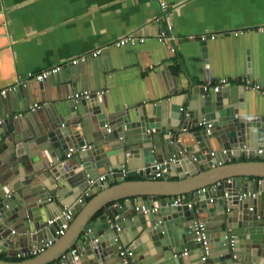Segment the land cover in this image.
<instances>
[{
	"label": "water",
	"instance_id": "1",
	"mask_svg": "<svg viewBox=\"0 0 264 264\" xmlns=\"http://www.w3.org/2000/svg\"><path fill=\"white\" fill-rule=\"evenodd\" d=\"M200 42V50L204 52L206 41ZM71 82L75 83L73 79ZM238 87L220 86L218 91H214L189 81L174 102L167 104L163 101L150 109L143 106L142 110L114 112L107 110L105 98L103 105L99 104L100 97L91 92L88 97L67 100L59 97L56 103L58 116H38L39 120L36 119L37 114L30 113L20 121L11 115L16 108L25 110L26 104L9 102L12 96L14 101H18L21 95H25V86L16 85L9 91V100L1 98L5 111L0 108V133L8 134L0 145V239L8 245L12 234H17L18 241L27 239L28 245L40 247L42 241L52 239L61 222L56 219L54 224L46 223L56 214V211L51 213L52 207L61 212L63 206H70L75 216L69 228L40 252L44 254L39 257V264L58 260L62 254L68 257V251L75 242L84 244V253L90 264H119L117 242L114 240L119 232L110 225L108 215L117 216L114 223L123 220V215L121 210L106 205L116 199L127 198L125 204L135 213L130 218L133 222L128 223L134 239L124 244L132 249L135 264H201L199 242L190 227L195 218L201 219L206 226L211 264H264V188L250 179L264 176V157L252 151L264 147V115L245 114L247 102L252 97L244 94L243 85ZM185 102L188 109L181 111V104ZM60 114L66 120L62 124L58 120ZM203 120L211 125L199 126ZM105 124L109 129L107 132L103 130ZM189 128L194 129L190 135L185 133ZM170 131H173L172 135L168 134ZM23 142L27 143L25 147ZM84 143H92L93 148L74 151V157L69 161L63 159L69 148L77 149ZM250 144L255 147H249ZM243 145L251 148L250 155L258 160L223 163L226 159L242 155L243 151L239 149ZM222 146L236 151L229 156L210 155L211 151H219ZM217 161L222 164L214 165ZM155 162H163V177H168L170 170L174 169L180 172L181 179H153L151 172ZM15 164L25 168L22 183L7 180L11 175L7 169ZM121 164H126L127 177L135 176L138 170L145 179L122 181V173L117 172L115 178L119 183L108 187L113 182V174L109 171L119 169ZM98 168L105 171L102 181L97 180L100 176ZM87 178L93 183L90 184ZM216 182H221L222 188L209 189ZM67 184L74 193L88 189L93 194L97 188L104 187L88 202L82 196L80 202L74 204L59 196ZM205 186L208 188L201 192ZM246 190L259 191L258 202L253 199L256 206L251 210L249 198L238 199V194ZM187 192L193 195L195 206L168 205L171 196ZM224 192L228 195L226 199ZM53 193L57 196L48 201ZM131 196H137L142 207L156 205L158 201L159 209L148 214L135 210V204L128 200ZM159 196L162 199L158 200ZM102 207L107 208L106 212L96 221H90ZM194 207H199L200 212H195ZM99 222L102 231H99ZM213 222L216 223L212 225ZM90 226L94 228L88 239L82 242L80 234ZM211 226L215 231H210ZM12 230L14 232L10 235ZM231 230L234 232H231L232 244L228 239V231ZM23 232L26 233L24 237ZM212 232L219 233L218 238H214ZM97 234H104L106 244L102 240L92 243ZM119 235L122 243L123 237L126 240L130 238L129 234ZM146 238L152 241L153 250L148 254L150 259L142 262V257L137 255V247L138 242ZM137 239L140 241L136 243ZM23 246L26 244L19 245L21 251L28 249ZM215 247L222 251L219 258ZM186 248L196 252L182 254ZM90 256L94 258L92 263Z\"/></svg>",
	"mask_w": 264,
	"mask_h": 264
},
{
	"label": "crops",
	"instance_id": "2",
	"mask_svg": "<svg viewBox=\"0 0 264 264\" xmlns=\"http://www.w3.org/2000/svg\"><path fill=\"white\" fill-rule=\"evenodd\" d=\"M166 1L168 17L156 21L155 18L160 15L157 0H0V90L12 84L17 76H24L30 71L36 73L62 61L67 63L72 59H78L76 64L63 67L44 81L30 78L23 80L19 84L25 86L23 90L25 95L23 97L21 95L20 100L14 101V96L9 100L8 95L11 93H7L0 97V108L5 111L1 98H7L16 105L25 103V110L16 108L11 116L21 112L17 119L22 121L25 114L34 113L37 114L36 119L40 120L43 116H58L56 103L59 97L71 99L72 93L85 89L97 93L100 97L99 104L103 105L105 98L107 110L114 112V110H142L143 106L145 109H150L152 105L163 101L167 104L174 102L181 95V88L189 81L204 85L208 79L213 83L220 79L229 80V83L223 84L222 88L227 86L239 88L238 86L242 84L235 83V79L238 78L264 84V0ZM168 23L172 25L169 40H166V43L157 42V34ZM133 31L137 35L144 36L145 41L122 46L113 45L114 40ZM213 33L216 34V38H207L204 52L200 50L201 42L198 37L195 40L188 39L190 34L210 36ZM99 47L96 56H88ZM83 56L86 57L80 59ZM72 79L75 83L71 82ZM58 89H61L60 94ZM243 91L246 96L252 97L249 99L251 101L247 102L245 114L264 115V96L245 88ZM34 103L40 104V107L29 111V105ZM181 107L188 109L187 102L182 103ZM2 114L4 115V112ZM63 117L61 114L58 117L61 124L64 123L62 121H66ZM194 129L189 128L185 133L190 135ZM103 130L106 131L104 127ZM7 134L8 132L0 133V145ZM26 145L27 143L23 142V146ZM90 145L92 149L93 144ZM249 147L255 146L250 144ZM74 151L70 157L64 154L63 159L71 160ZM250 160H258V158L243 152L242 155L226 159L223 163ZM123 165L126 166L121 164L120 167ZM119 169L113 170V175L111 174L113 182L108 187L119 183L115 178ZM7 170L11 174L7 178L10 183H22L26 173L23 166L15 164ZM98 173L103 175L104 168H98ZM144 179L145 177L140 175L138 170L135 176L127 177L125 174L122 177V181ZM153 179L173 181L180 180L181 177L180 172L172 169L168 177L162 175ZM250 179L254 182V177ZM211 186L214 189L222 188V183L216 182ZM103 187L102 185L97 188L93 194L88 189L74 193L72 187L67 184L59 196L73 201L74 204L80 202L81 197L84 196L88 202ZM76 188L75 186L74 189ZM182 195L194 201L191 193ZM56 196L57 194L53 193L50 198ZM257 198L255 201L258 202ZM160 199L162 196L158 197V200ZM126 200L127 198H120L106 205L121 210L123 220L117 221L120 225L119 234L130 235L128 240L126 237L121 239L123 243L120 242V235H117L122 244L134 239L128 223L133 222L130 218L135 216V213H132V208L125 204ZM128 200L130 204L139 202L137 196L128 197ZM249 201L251 207L256 206L253 199L249 198ZM155 203L159 204L158 201ZM194 209L195 212H200L199 207ZM106 210L107 208L102 207L96 211L90 221H96ZM53 211H56V214H53ZM59 212L58 208L52 207V217L57 216ZM116 217L109 213L110 225ZM214 223L216 222L212 225ZM99 226V231H102L100 222ZM213 227L211 226L210 231H215ZM83 233L84 229L79 240L84 237ZM25 234L22 233L23 237ZM12 235L13 238L8 245L0 239V264H39L41 261L39 257L41 258L44 253L27 257L15 255L17 251H21L19 245L26 244V247L23 246L24 249H30L34 245H28L27 239L18 241L17 234ZM212 235L218 238L219 233L212 232ZM97 238L98 241L102 240L106 244L104 234H97ZM87 239H83L84 242ZM137 241L140 240L137 239L136 243ZM92 243L95 244L93 241ZM76 245L75 242L73 246ZM137 249L139 250L137 255L142 257V262H146V259H150L148 254L153 250L152 241L149 238L141 240ZM186 249L191 253L196 252L190 248ZM215 249L219 258L222 251L218 250V247ZM90 257L92 263L94 258ZM58 260L45 264H55ZM117 260L120 264L119 258ZM79 264H90L84 250L81 252Z\"/></svg>",
	"mask_w": 264,
	"mask_h": 264
},
{
	"label": "built area",
	"instance_id": "3",
	"mask_svg": "<svg viewBox=\"0 0 264 264\" xmlns=\"http://www.w3.org/2000/svg\"><path fill=\"white\" fill-rule=\"evenodd\" d=\"M157 3L160 8V15H158L155 20L158 21L162 17H168V12L167 10V1L166 0H157ZM171 29L172 25L167 24L165 27H163L159 33L157 34L156 40L157 42L165 43L169 40V37L171 36ZM236 33V32H235ZM198 37L200 41H206L207 38L209 39H215L216 34L213 33L210 36H206L205 34H200L199 36L190 34L188 35V39L190 40H195ZM145 37L142 35H137L135 31L129 32L126 35L116 39L113 41V45L115 46H122L125 44H134V43H142L145 41ZM167 40V41H166ZM100 47L95 49L90 53L88 56H96L99 53ZM86 56L81 57L80 59H84ZM78 59H72L71 61H62L60 64L54 65L49 68H45L40 70L39 72H28L24 76H17L14 79V82L10 84L9 86L2 88L0 90V97L4 96L7 92L12 91L16 85L19 83H22L23 80L26 79H34L36 81H44L46 80L49 76L52 74L58 72L61 70L63 67L68 66L69 64H76ZM225 83H229V80L226 79H220L216 83H213L211 80H206L204 83V88H212L214 91H217L220 86H222ZM235 83H240L244 86L245 89L254 91L260 95L264 96V84L258 83V82H253L249 79H235ZM91 94V90H81V91H76L70 95L71 98H81V97H88ZM40 107V104L34 103L32 105H29L28 109L29 110H35ZM181 111H184L185 109L183 107H180ZM21 115V112L16 114L15 116ZM207 125L209 127L211 123L206 124V121L203 120L199 122V126H204ZM106 126V125H105ZM106 131H109L108 127H105ZM169 135L173 134V131L168 132ZM91 145L89 143H84L82 146H78L77 149L75 148H69L68 152L65 154L66 157H70L71 154L73 153L74 150H79V151H85L89 149ZM240 151L245 152L246 154H250L251 148L247 147L246 145H243L240 149ZM236 150L235 149H226L222 148L219 151H211L210 155L214 156L215 154L219 153L221 155H232L234 154ZM255 155L262 156L264 157V147H259V148H254L252 150ZM217 165H221V161L216 162ZM165 171V167L163 162H155L153 163V171L151 172L153 174L154 178H160ZM119 172L122 173V175H125L127 172V167L122 166L119 169ZM109 174H113V170L109 171ZM104 179V175H100L98 177V181H102ZM90 184L93 183L90 179L87 180ZM254 182L257 184V186H261L264 188V176L261 177H254ZM102 185V184H100ZM209 189H214L213 186L209 187ZM206 188L203 187L201 188V191H205ZM259 194V191H251V190H246L242 191L238 194V199L242 200L244 198H250V199H256L257 195ZM223 197L226 199L228 197L227 192L223 193ZM52 198L48 197V201H51ZM209 201H212V198L209 199ZM169 206L171 207H176V206H183L187 205V207L191 208L194 205L193 200H185V196L182 194L179 195H174L170 197ZM119 207V206H118ZM134 209L143 212L144 214H148L150 212H156L159 209V205H152V206H145L142 207L140 204L135 203ZM251 210L252 207H249ZM56 219H60L61 222L60 224L55 228L54 230V235L52 236V239H48L47 241H42V244L40 247H31L30 249L24 250V251H17L15 255L17 257H27L33 254L40 253L44 251L47 247H49L52 242L58 237L61 236L65 233V231L69 228L70 222L73 219V213H72V208L70 206H63L61 212L52 218L47 219L46 223L47 224H54ZM123 219V218H122ZM111 226L115 229L116 232L120 231V225L117 223H114L111 221ZM191 231L194 232L195 234V239L197 242H199L200 246V257L199 260L201 264H211L209 261V244H208V239H207V232H206V226L204 222L201 219L195 218L191 221L190 224ZM14 231L12 230V233ZM91 232V227L85 228L84 229V237L81 238L82 242H84L85 239L88 238V234ZM232 234L229 232V242L232 244V239H231ZM84 239V240H83ZM114 240L117 242V251H118V256L120 259V262L122 264H135L134 262V255L132 249H130L128 246L118 242V237L115 235ZM98 238H94L93 242H97ZM84 250V244L81 245H76L73 246L69 251L68 254L69 256L67 257L66 254H62L60 259L55 263V264H79L80 262V256L81 252ZM188 251L187 249H184L182 254H186Z\"/></svg>",
	"mask_w": 264,
	"mask_h": 264
},
{
	"label": "trees",
	"instance_id": "4",
	"mask_svg": "<svg viewBox=\"0 0 264 264\" xmlns=\"http://www.w3.org/2000/svg\"><path fill=\"white\" fill-rule=\"evenodd\" d=\"M97 214H99V213H97ZM97 214H96V215H97ZM96 215H95V216H96Z\"/></svg>",
	"mask_w": 264,
	"mask_h": 264
}]
</instances>
